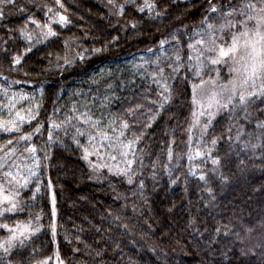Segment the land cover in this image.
<instances>
[{
	"label": "trees",
	"instance_id": "obj_1",
	"mask_svg": "<svg viewBox=\"0 0 264 264\" xmlns=\"http://www.w3.org/2000/svg\"><path fill=\"white\" fill-rule=\"evenodd\" d=\"M263 4L0 0V149L23 204L0 213V264H264V91L194 121L213 25ZM91 137L125 170L95 180Z\"/></svg>",
	"mask_w": 264,
	"mask_h": 264
},
{
	"label": "rangeland",
	"instance_id": "obj_2",
	"mask_svg": "<svg viewBox=\"0 0 264 264\" xmlns=\"http://www.w3.org/2000/svg\"><path fill=\"white\" fill-rule=\"evenodd\" d=\"M248 10V11H247ZM239 14L228 20L219 21L211 29L212 40L207 49L208 62L212 64L213 70L206 75V78L199 82L195 93V127L202 129L204 119L211 118L220 108L224 101L231 100L236 94L244 98L251 97L264 91V72H257L255 76L251 71V56L253 48L257 51L264 50V40L256 35L257 32L264 35V4L260 7L245 8L238 19ZM251 17V19H249ZM60 18L58 14L57 19ZM60 20V19H59ZM233 37H236V50L230 52L228 56L220 57L221 48L228 50L233 45ZM78 50L67 47V51L58 57L57 63L62 66H73L80 58ZM213 60L218 61L212 63ZM197 76H199L196 73ZM252 93V95H250ZM89 147L86 150L88 166L92 169V177L97 181H104L109 175L125 170L126 150L122 146L118 155L114 150L106 148L104 144L97 141L95 137L90 138ZM17 151L13 148L0 149V213L15 214L22 210L23 204L19 198V193L15 185L16 177L20 172V161L16 156ZM64 171L69 172L68 166H63ZM112 172V173H111ZM22 174V173H21ZM51 201L54 202V193L51 191ZM56 217V210L53 211ZM264 225H259L262 228ZM55 231V224L53 226ZM25 233V234H24ZM249 234V232H247ZM29 234L27 225L20 223L14 228H9L11 241L19 240L23 235ZM248 234L245 235L249 244ZM259 245L253 244L254 249H259L263 240L259 239ZM41 264H66L58 254L57 249L53 255Z\"/></svg>",
	"mask_w": 264,
	"mask_h": 264
},
{
	"label": "snow or ice",
	"instance_id": "obj_3",
	"mask_svg": "<svg viewBox=\"0 0 264 264\" xmlns=\"http://www.w3.org/2000/svg\"><path fill=\"white\" fill-rule=\"evenodd\" d=\"M59 2V0H57ZM211 11H216L215 7L210 9ZM60 22H66V17L60 16ZM251 19V17H249ZM261 23H264V19H261ZM49 35H54V33L51 32V29H49ZM256 35L260 36L262 40H264V35L257 32ZM236 37H233V45L228 50H224L223 48L220 49L219 55L220 57L228 56L230 52H234L236 50ZM251 71L252 75L255 76L257 72H264V50L257 51L255 48H253V55L251 56ZM18 62V61H17ZM218 61L213 60L212 63H217ZM252 95V93H250ZM240 99L243 101L244 97L241 96ZM127 127V125H125ZM0 128H3V131L8 132L11 131V129L5 125H0ZM203 179V177H201ZM4 227H7L6 225Z\"/></svg>",
	"mask_w": 264,
	"mask_h": 264
}]
</instances>
